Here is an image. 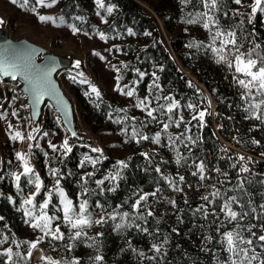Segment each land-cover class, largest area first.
<instances>
[{"label":"trees","instance_id":"16d2710c","mask_svg":"<svg viewBox=\"0 0 264 264\" xmlns=\"http://www.w3.org/2000/svg\"><path fill=\"white\" fill-rule=\"evenodd\" d=\"M45 2L51 3V0ZM103 2L105 8L98 9L95 0H57L55 5L48 8L36 4V0H28L29 9L35 7L36 12L49 13V16L55 18V23L51 21L50 23L57 29L72 32L69 25H75L78 29L76 35L82 36L87 41L97 40L102 50L100 57L111 56L116 63L115 66L120 69L119 74L123 77L120 86L123 88L128 85L136 88V95L133 97L122 95L115 90L116 87L112 91L108 88L100 91L101 100H96L88 84H81L76 76L67 78L77 100L76 108L79 114L75 108V124L80 139H71L66 132V140L72 151L65 154L61 147L63 145L61 128L64 126L60 117L55 111L54 114L49 113L45 116L43 133L48 134L46 136L51 139L50 142L57 150L53 151L49 147V142L39 144V147L34 149V164L43 181V188L36 196L35 204H40L46 198L45 193L52 190V199L46 212L49 215L53 214L52 209L59 198L54 190L57 178L60 179V186L68 189L74 203H78V197L86 198L91 206L90 209L98 210L99 214L100 209L96 208L97 201L105 205L108 212L117 206H122L120 211H131L129 205L138 198L133 196L134 192L142 189L143 192L150 193L159 187L162 191L158 193V199L149 197V204L155 216L147 218V225L137 221L148 227L152 235L139 232L135 228L126 230L123 235L118 234L113 230L114 222L109 220L94 229H86L87 236L76 241L71 251L66 247L73 243L67 238V228H64L63 240L51 238L45 241L44 245L58 255V260L77 257L80 264H95L93 258L97 254L103 256L102 264H217L221 246L219 241L223 232L235 230L249 237L248 226L256 225L252 230L257 235L264 234L260 232L259 227L264 224V214L260 208V205L264 204V183H261L264 181V155H261L264 153V123L254 118H247L248 113L245 108L248 102L241 99L242 90L234 82L232 72L226 65L217 64L214 54L206 47L210 43L208 30L204 29L202 24L186 23V19L191 18L190 13L205 11L198 0H192L187 5L182 4L181 0L151 2L154 15L146 11L136 0H103ZM20 3L21 0H17L15 4L21 11L35 13L20 7ZM109 6L113 8L111 13L106 11ZM218 8L219 11L214 15L219 19L220 26L225 30L234 29L238 37H246L245 48L249 47L253 40L264 47L261 14H255L249 23L250 0H242L239 5L234 0H218ZM236 12L244 15H233ZM224 13H227V16ZM78 16L83 19H76ZM61 19L64 20L63 24L60 23ZM158 20L163 22L164 29L169 35L168 39L164 36ZM241 21H243L242 27H236L241 25ZM129 29L134 34H129ZM100 32L104 33L106 39L100 38ZM145 33L150 34L145 35ZM192 42H202L205 47H189ZM124 65L127 67L125 68ZM137 69L145 73L142 81H139ZM186 70L190 71L195 79L191 78ZM72 71L82 72L80 69ZM153 73L159 77L156 82L160 87L153 88L149 95L148 89L154 80ZM71 77H76V80L73 81ZM133 81L139 83L133 85ZM200 85L205 87L215 103L213 114L210 113L208 100ZM157 94L161 97L173 96L182 106L174 112V117L179 118V115H183L185 122L191 121V124L187 125L190 132L186 135L192 136L196 143L187 140L183 144L176 142L178 151L185 158L180 165L176 164V151L168 145L167 134L161 132L162 122H167V114L154 112L157 120H151L146 111L134 106L136 97L141 99L149 97L151 101L149 107L157 108L165 103L163 98L159 101L155 99ZM256 99L259 100L261 97L257 96ZM189 103L193 104L194 108H187L186 105ZM117 108L127 109V119L124 118V112L114 111ZM199 111L206 113L203 127L198 120L192 119L194 115L198 116ZM80 119L93 132L103 129L119 131L132 149V154L122 159L128 164L127 168L121 170L123 179L116 182L105 181L103 193L97 188L95 181L103 179L109 172H115L119 160L112 156H104L105 158L95 167L88 163L83 167L80 166L84 155L93 158L99 155L91 152L90 148L94 147V143L84 137L79 127ZM117 119L121 122L116 123ZM42 121L43 118L34 124L41 125ZM185 126V123H181L179 127L171 125L168 133L173 137L179 136L184 132ZM134 128L138 135L132 138ZM157 132H161L160 144L153 143L151 139H140L139 134L151 138ZM138 139H140L139 143L136 142ZM253 140L258 143L253 144ZM227 143L233 145V148ZM143 153H147L150 159H146ZM4 155L5 164L0 172V217L4 218L0 220V240L4 236H7L8 240L0 244V252L11 247L14 252H20L22 257H27L28 245L21 243L17 248L12 241L13 239L18 243L33 241L27 233L29 224L25 222L29 218L24 216L20 205L23 198L34 192L35 186L28 184V177L21 176L18 190L10 173H21L20 166L15 163L11 151L4 152ZM239 156L245 157V160L238 161ZM200 162L206 166L204 180L200 179L199 174L192 175L197 171L196 164ZM245 163L250 171L240 173L238 176L240 166ZM233 164H236L235 168L232 167ZM157 166L161 169L160 173L155 171ZM217 168L219 172L216 171ZM50 169L57 170V177L49 174ZM89 172L94 173L85 185L90 191L87 195L81 196V177ZM163 176L172 177L177 181L179 176H184V182L179 184L183 191H174L162 178ZM241 180L244 181L243 190L236 187ZM248 180L252 183H248ZM113 183L119 185L116 191H107ZM214 188L218 189L222 196L215 198L212 204H208L202 197L207 195L209 200H213L210 193ZM231 196H237L239 200V203L233 204V210L249 213L243 220L229 222L225 219V214L220 212L224 199ZM249 199L252 201L251 207L256 208V213L251 212ZM168 200H175L176 207L168 203ZM125 201L127 203H124ZM200 205H205L209 211L206 219L202 212L195 211ZM241 205L244 207L241 208ZM213 210L218 216L211 214ZM157 220L159 223L156 222ZM238 223L240 228H237ZM221 224L218 232L217 225ZM173 229L176 231L173 232ZM97 233L103 235L97 237ZM165 236L168 237L169 242L161 249L162 255L165 250L167 253L163 255V259L157 257L156 262L146 259L133 262L131 258L133 251L128 248L127 241L130 240L132 247L138 251L152 256L155 253L151 250V245L161 244ZM208 236L213 237L210 242L206 239ZM88 237H97V247L87 246L92 243ZM256 251L264 250L257 246ZM4 259L0 257V264H4ZM14 259L18 264L29 263L28 257L27 259L14 257Z\"/></svg>","mask_w":264,"mask_h":264},{"label":"snow or ice","instance_id":"6c2138e0","mask_svg":"<svg viewBox=\"0 0 264 264\" xmlns=\"http://www.w3.org/2000/svg\"><path fill=\"white\" fill-rule=\"evenodd\" d=\"M12 2L15 4L17 3V0H12ZM192 0H181L182 4H189ZM200 4L203 5V8L205 11L203 12H196L194 14H189L191 18L186 19V23L188 24H202V27L206 30H208L209 36H210V43L206 45L207 48L211 50V52L214 54L215 62L217 64H224L227 66L230 72H232L233 80L234 82L239 86L241 91V99H244L246 102H248V106L245 108V111L248 113L247 118H254L257 120H260L261 123H264V110H262V106H264V47L260 43L255 42V40L251 41V45L247 48H245V39L246 37L237 36V32L234 29L225 30L220 26L219 19L214 15L216 11H219L218 8V0H198ZM234 2L239 5L241 4L242 0H234ZM57 3V0H51V3H46L45 0H36V4L44 6V7H52ZM96 6L98 9L105 8L103 0H95ZM28 6V0H21L20 7L26 8L27 10L31 12H36L35 7H31L30 9ZM106 11L108 13H111L113 11V8L111 6L106 8ZM259 11L260 13H264V0H254V3L251 5V14L249 15V23L251 22L252 18L255 16V14ZM211 13V14H210ZM99 14V13H97ZM225 16H227V13H224ZM233 15H240L243 16V13H233ZM76 19L82 20L83 17H76ZM38 20L41 23L46 22H53L55 23V18L47 15H39ZM60 23L63 24L64 20L61 19ZM243 21H241V25H237L236 27H242ZM71 28L73 34H75L78 29L75 25H69ZM213 28H215V31H213ZM129 34L132 33L131 29H129ZM150 33H145V35H149ZM99 36L101 39H106L103 32L99 33ZM189 47H205L202 42L196 43L192 42L188 45ZM34 51L32 49H27L24 46L21 45H13L9 43L7 45V48L5 50L4 54V60H3V71L5 74L9 73L11 71L12 78H16V74L19 73L21 76H24L26 79H28L32 85V91L34 93V97L37 103L40 102V100L43 98L44 95L49 94L51 91V80H50V74L54 68V65H40L36 63ZM94 55H99V53H94ZM101 59H104V57H101ZM75 67H80V61L77 60L75 62ZM126 68L127 65H124ZM113 70L117 73L116 76V91L120 92L122 95H126L128 97H133L136 95V88L135 87H129L128 85H125L123 88L120 86V80L123 78L119 73L120 69L117 68L115 65H112ZM139 81H142L145 73L136 70ZM78 76L81 77L80 83L81 84H88L89 88L91 89V94L95 95L96 100H101V92L99 89L94 85L91 84L90 81L87 80V78L84 77L83 72H79ZM154 80L152 85L149 86V95H151L153 88L159 89V84L156 82L159 80V77L155 76V73H153ZM73 81L76 80V77H71ZM139 81H133L132 84L136 85L139 83ZM125 88H127V91H125ZM255 93V95H254ZM86 95H90L89 93H85ZM259 96L261 99L257 100L256 97ZM161 98L165 101L164 104H160L157 108H150V100L149 97H144L143 99L136 97V103L135 107L140 108L142 111H146L147 116L151 118V120H157V116H155L154 112H159L161 115L167 114V122H162L163 127L161 129V132L167 134V141L169 147L173 148V150L176 151V164L180 165L182 159H185L181 156L180 152L178 151L176 147V142L179 141L181 144L184 143L185 140L190 141L191 143L195 144L196 140H193L192 136L186 135L188 132H190V128L187 127L188 124H191V121H184L183 115H179V118L174 117V112L178 109H180L182 106L173 96H165L161 97L159 94L155 96V99L159 101ZM251 101V102H249ZM99 106V105H97ZM187 108L192 109L194 108V105L189 103L186 105ZM115 112H124L125 113V119H127V109H114ZM259 113V114H258ZM16 113H13L15 115ZM205 111H199L198 116L194 115L192 117L193 120H198L200 123V126L203 127L204 117H205ZM111 118V116H110ZM134 119V118H133ZM116 123H120L121 120L117 119L115 121ZM181 123H185V130L183 133H181L179 136L173 137L172 134L168 133V129L171 125H175L176 127H179ZM11 127V126H10ZM38 131V129H36ZM126 133V130H124ZM161 132H157L153 137H148L147 135L139 134L140 139L142 140H148L151 139L153 143L160 144L161 142ZM73 136L76 135L75 132L72 133ZM44 135H48L47 133H44ZM138 135L137 130L134 128L132 133V138H135ZM13 140L16 139H24L22 134L19 131H16L15 134L12 136ZM28 140L34 139V137L31 135V133L27 136ZM140 139H138L136 142L139 143ZM199 139V137H197ZM253 144L258 143L257 141L253 140ZM32 146L29 145V148ZM36 147H39V144L36 145ZM49 147L53 149V151H56V146L53 145L49 141ZM64 150L65 154L67 152H71L72 149L69 147L68 141L65 140L63 145L61 146ZM91 152L99 153V155L96 158H93L90 155H84L83 159L80 161V166L83 167L86 163L95 165L99 163L102 159L105 157L103 156V150L98 147H92ZM222 151H226V149H221ZM47 155V153H45ZM142 155L145 156L146 159H150L147 153H143ZM261 155H264L262 153ZM17 160L22 162L23 165V172L22 173H16L12 172L10 173L11 177L14 179L16 183V187L19 190L20 189V180L21 176L28 177V184L35 186V192L31 195L25 197L22 199V203L20 205V208L23 210L24 216L28 217L29 219L25 222L30 225L33 229H38L41 233H43L42 236L36 237L33 241H21L17 242L15 239H13V243L16 245L17 248L20 247L21 243L27 244V257L32 256V250L37 248L39 243L44 239L45 236H50L53 240H63L65 238V233L61 231V224L57 223L55 227L53 228V221H60L62 220L63 226L67 228V238L72 241L73 243L68 244L66 247L69 251L73 247H75V242L80 240L82 237L87 236V232L85 231L88 228H91L93 224L96 225H103L107 223L109 220L113 221V230L116 231L118 234H125L126 230L135 228L137 231L148 234L149 236L152 235V233L149 231L148 227L143 226L147 225L148 223V217H154L155 213L151 208V205L149 204V197H153L155 199H158V193H160L162 190L161 188L157 187L154 191L148 193L143 192V190H137L133 193L134 197H138L134 200L133 203L129 205L131 208V211H120V208L122 206H117V208H114L111 212H108L105 205L101 204L99 201L96 202V208L100 209V216L98 219L94 218L93 211L90 210L91 206L89 204L88 199L86 198H80L78 197V203H74L72 199L69 198L65 190L60 186V179H56L55 184V193L59 197V203L62 206L61 208H58V212H62V217L59 215H49L45 210L49 207V204L52 199V190H49L45 193L46 198L43 200L42 203L38 205L39 208V214H34V210L37 207L35 202L36 196L40 194L42 188H43V181L41 180L39 174L35 173L34 169L30 166L29 160L24 153L17 152L16 153ZM245 157L239 156L238 161H244ZM250 160V158H249ZM128 164L127 162L121 160L117 161L116 168L117 170L115 172H109L107 175L103 177V179L96 180L95 183L97 185V188L100 190L101 193L105 191V188L103 187L105 184V181H111L116 182L120 179H123V176L121 174V170L124 168H127ZM233 168L236 167V164L232 165ZM205 164L203 162H200L199 164H196L197 171L193 172L192 175L195 176L197 174L200 175V179L204 180V172H205ZM155 171L157 173L161 172V169L159 166L155 168ZM217 172H219V169H216ZM250 169L248 168L247 164H242L239 168V172L237 175L239 176L240 173H248ZM49 174L53 177H57L58 173L56 169H50ZM94 173L89 172L86 173L85 176L81 177V189L82 193L81 196H85L89 193V189L85 187V185L88 182V178L92 177ZM225 176L227 174L225 173ZM62 178V177H61ZM164 180H166L169 184V187H171L176 192H181L183 189L179 187V184H182L185 180L184 176H179L178 181L172 177L169 176H163ZM248 183H252L251 180L247 181ZM261 183H264V181H261ZM118 183H113L111 187L107 189V191L115 192ZM214 187V186H213ZM237 188L243 190L244 189V181L241 180L237 186ZM210 195L213 197V200H209V196H203L202 199L206 201L208 204H212L215 200V198L221 197L222 194L218 189H215L210 193ZM11 199V197H9ZM124 203H127L125 201ZM168 203H170L173 207H176L175 200H168ZM185 203H187V200H185ZM239 203V200L237 196H231L227 199H224L223 204L220 206V212H223L225 214V219L229 222L232 221H240L243 220L245 217L249 215L246 211H235L233 210V204ZM249 206L251 207L252 201L249 199L248 201ZM27 206H32L27 207ZM244 206L241 205V208ZM260 208L262 210V214H264V204L260 205ZM143 209V211H142ZM196 212H202L204 218L206 219L209 216V211L205 207V205H200L196 210ZM251 212L256 213V208L251 207ZM214 216H218V214L213 210L211 213ZM259 218V217H257ZM3 217H0V220H3ZM119 222H116V221ZM137 221H142L143 225L140 223H137ZM159 223V221H156ZM221 225H217V231L219 232V229ZM256 225H250L247 228V232L250 233L249 237H245L241 234L240 231L235 230H229L225 231L221 234V239L219 243H221L224 246V251H226L229 255L228 258L225 261H220L219 257L217 256V264H253L254 261H257L258 264H264V251L257 252L256 247L259 246L262 250H264V234L257 235L256 232H254L252 229L255 228ZM260 232L264 233V224H261L260 226ZM237 228H240L239 223L237 224ZM157 231H159L157 229ZM176 229H173V232H175ZM103 233H97L98 236H102ZM97 237H88L89 240L92 241V243L88 244V247H97ZM206 239L210 242L213 237L208 236ZM8 240L7 236H4L2 240H0V244H3L4 241ZM169 242L168 237L165 236L164 240L161 244L153 243L151 245V250L155 253V255L148 256L143 251H138L136 248L132 247L131 241H127V246L130 248L134 253H137L141 259L150 260L153 262L157 261V257H160L163 259V255H166V250L164 251L163 255L161 254V249L164 247L165 244ZM124 251V249H122ZM0 257L5 258L4 264H18V261L14 259V257H18L20 259H27V257H22L20 252H14L13 248L8 247L4 249V251L0 252ZM41 259H46L48 264H80V260L77 257H72L70 260L66 259H53L51 257H41ZM103 256L100 254H97L93 260L95 264H102L103 262Z\"/></svg>","mask_w":264,"mask_h":264},{"label":"rangeland","instance_id":"374dc122","mask_svg":"<svg viewBox=\"0 0 264 264\" xmlns=\"http://www.w3.org/2000/svg\"><path fill=\"white\" fill-rule=\"evenodd\" d=\"M136 1L140 3V5L146 11L154 15L150 3L156 2L157 0ZM253 3L254 0H250V6ZM257 13L260 12L257 11ZM260 14L262 16V28L264 30V13ZM39 15L49 16V13H25L21 11L16 6V4L12 2V0H0V34L13 41L26 40L28 42L43 47L51 54H56L61 57L69 58L71 62V67L58 73L57 79L60 81L61 86L64 89L66 95L74 103L75 108L77 107V100L70 89L67 78L69 76H76L79 79L82 78L78 76L77 72L72 70H82V72L84 73V77L87 78V80L90 81L91 84H94L99 89V91H103L108 88L109 91L115 89L117 83V73L113 70L112 65H115L116 63L112 60L111 56H106L104 57V59H101L100 54L102 50L97 40L93 39L87 41L82 36L73 34L70 31L57 29L50 23V21L46 23H41L38 20ZM158 22L161 26L164 36L168 39L169 35L164 29L163 22L160 20H158ZM94 53H99V57H92L94 56ZM41 59L42 58H40V60ZM77 60L80 61L79 68L75 67V62ZM185 72L191 78L195 79L190 71L186 70ZM7 83H9V80L4 81L0 77L1 91H5V86ZM13 86L16 89V94H14L13 92L11 93L8 90L7 92L2 93V99L0 100V172L5 164L4 152L11 151L15 163L20 166L21 173L23 172V165L22 162L17 160L16 158L17 152L26 154L30 166L34 169L35 173L39 174V171L37 170L34 164L33 153L37 144H47L51 140L49 137L44 135L43 129L45 125V116L49 113L54 114L55 110L49 103H47V110L45 111L44 108L43 111L44 115L42 124L35 125L34 122L31 120L30 108L27 104V97L20 90L21 84L15 82L13 83ZM200 88L205 93L206 98L208 100V107L210 109V113L213 114L214 101L203 85H200ZM24 110H27L26 114L23 113ZM76 111L78 112V109ZM13 113L16 114L13 115ZM55 120L59 125L60 123L57 117H55ZM79 127L84 137L93 141L94 147H98L103 150V156H112L117 160L121 161L124 157H127L128 155L132 154V149L129 146L128 141L123 137V135L120 134L119 131H108L106 129H103L98 132H93L89 126L82 122L81 119L79 120ZM36 129H38V131H36ZM61 130L63 131L62 141L64 143V141L66 140V130L64 127L61 128ZM16 131H19L24 137V139L13 140L12 136L15 134ZM29 133H31L34 139H27ZM227 144L228 146H230V148H233V145H231L230 143ZM29 145H31L32 147L29 148ZM242 155L244 156L243 153ZM62 188L65 190V192L71 199L68 189L65 186H62ZM38 205H36L37 207L34 210V214H39ZM61 207L62 206L60 205L58 198L57 203H55V206L52 209L53 214L51 215H59L62 217V212L57 211V209ZM91 211H93L94 218L98 219L100 216L98 210L93 209ZM57 223L61 224V231L63 232L65 227L63 226L62 220L53 221V228ZM96 226V224H93L92 227L89 229H94ZM27 233L29 234L32 240H35L36 237L43 235V233H41L38 229H33L32 227H30V225L28 227ZM50 239V236H45L44 239L39 243L37 248H46L44 242ZM37 248L32 250V254L35 253ZM228 255L229 254L224 251V246L221 244L218 251L219 260L225 261L228 258ZM28 258L30 260V257ZM131 258L133 262H138L139 260H142L141 257L134 252ZM253 264H258V262L254 261Z\"/></svg>","mask_w":264,"mask_h":264},{"label":"water","instance_id":"95a60500","mask_svg":"<svg viewBox=\"0 0 264 264\" xmlns=\"http://www.w3.org/2000/svg\"><path fill=\"white\" fill-rule=\"evenodd\" d=\"M11 43L13 45H21L27 49H32L34 51L36 63L40 65H54V68L50 74L51 80V91L49 94L43 96L39 103L36 102L34 93L32 91V85L28 79L24 76H21L19 73L16 74V78H12L11 71L5 74L3 71V60L5 50L7 45ZM40 58H42L40 60ZM71 62L69 58L61 57L56 54L49 53L46 49L41 46H38L34 43L28 42L26 40L22 41H13L4 37L0 34V77L4 81L18 82L21 84V91L27 97V104L30 108L31 120L34 123H38L43 118V109L47 103H49L58 116L61 119V122L71 139H80L75 124V106L72 100L66 95L64 89L61 86L60 81L57 79L58 73L61 71L70 68ZM202 98V96H200ZM2 99V92L0 89V100ZM215 108V103H214ZM73 132L76 133L73 136Z\"/></svg>","mask_w":264,"mask_h":264},{"label":"built area","instance_id":"2783aa9c","mask_svg":"<svg viewBox=\"0 0 264 264\" xmlns=\"http://www.w3.org/2000/svg\"><path fill=\"white\" fill-rule=\"evenodd\" d=\"M13 83H15V82L9 81V83H7L6 86H5V91H1V92L5 93V92H7L9 90V92H11V93L13 92L14 94H16V89L13 86ZM46 110H47V106H45V111ZM26 111L27 110H24L23 113L26 114ZM43 254H48V255H50L49 257L58 260V255H56L55 253L50 252L48 249H46L44 247H38L36 249L35 253L32 254L33 256L30 257L29 264H32V263L34 264V263L40 261V257Z\"/></svg>","mask_w":264,"mask_h":264},{"label":"bare ground","instance_id":"6f19581e","mask_svg":"<svg viewBox=\"0 0 264 264\" xmlns=\"http://www.w3.org/2000/svg\"><path fill=\"white\" fill-rule=\"evenodd\" d=\"M46 106V105H45ZM45 108V107H44ZM43 111H44V109H43ZM43 115H44V112H43ZM49 257L50 255H48V254H43V255H41V257ZM41 257H40V261H38V262H36V263H34V264H48V262H47V260L46 259H41Z\"/></svg>","mask_w":264,"mask_h":264}]
</instances>
